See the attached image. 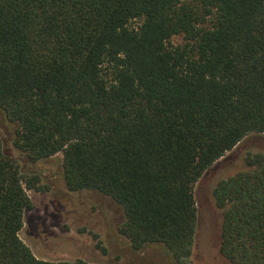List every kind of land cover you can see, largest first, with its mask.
Wrapping results in <instances>:
<instances>
[{"label":"trees","instance_id":"trees-1","mask_svg":"<svg viewBox=\"0 0 264 264\" xmlns=\"http://www.w3.org/2000/svg\"><path fill=\"white\" fill-rule=\"evenodd\" d=\"M0 110L28 162L61 153L69 191L123 208L133 251L192 264L195 185L264 135V0H0ZM245 165L213 192L220 253L264 264V154ZM39 185L0 135V264H93L22 241Z\"/></svg>","mask_w":264,"mask_h":264},{"label":"rangeland","instance_id":"rangeland-1","mask_svg":"<svg viewBox=\"0 0 264 264\" xmlns=\"http://www.w3.org/2000/svg\"><path fill=\"white\" fill-rule=\"evenodd\" d=\"M182 43L181 37L172 40ZM16 125L0 110V135L4 150L23 174L40 176L39 190H27L33 208L25 212L22 241L45 261L85 260L93 264H163L160 250L135 252L119 232L125 221L123 208L96 191L71 192L64 178L63 154L28 162L14 146ZM264 154V135L245 138L216 162L195 185L198 225L192 264H230L220 253L223 215L213 192L217 185L246 169L249 154Z\"/></svg>","mask_w":264,"mask_h":264}]
</instances>
